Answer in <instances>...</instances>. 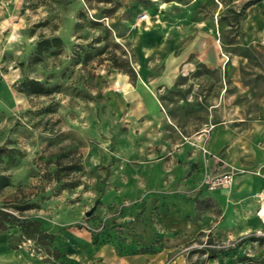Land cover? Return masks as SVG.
I'll return each mask as SVG.
<instances>
[{
  "label": "rangeland",
  "instance_id": "rangeland-1",
  "mask_svg": "<svg viewBox=\"0 0 264 264\" xmlns=\"http://www.w3.org/2000/svg\"><path fill=\"white\" fill-rule=\"evenodd\" d=\"M258 3L0 0V207L77 215L92 235L104 233L118 211L117 195L102 187L134 134L124 121L130 106L120 115L111 109L117 90L134 93L142 74L147 82L174 77L157 89H173L163 97L184 112L201 89H264V55L243 43L240 29ZM52 37L62 40L60 52L35 61L36 42ZM24 78L54 91L27 97L15 90ZM252 237L262 241L200 235L186 247L187 263L264 264V231Z\"/></svg>",
  "mask_w": 264,
  "mask_h": 264
},
{
  "label": "crops",
  "instance_id": "crops-1",
  "mask_svg": "<svg viewBox=\"0 0 264 264\" xmlns=\"http://www.w3.org/2000/svg\"><path fill=\"white\" fill-rule=\"evenodd\" d=\"M240 29L243 43L264 55V3L245 10ZM139 81L134 93L122 86L111 100L117 115L130 106L124 121L134 134L102 187L117 195L118 211L104 233L92 235L77 215L24 216L37 217L80 264H188L186 247L200 235L243 239L264 231V89H201L199 103L180 112L163 97L173 89H157L174 77ZM225 174L229 187H207ZM22 245L0 231V264H51Z\"/></svg>",
  "mask_w": 264,
  "mask_h": 264
},
{
  "label": "trees",
  "instance_id": "trees-1",
  "mask_svg": "<svg viewBox=\"0 0 264 264\" xmlns=\"http://www.w3.org/2000/svg\"><path fill=\"white\" fill-rule=\"evenodd\" d=\"M62 44V40L59 37L41 38L36 42V48L33 53L34 60L39 61L41 56L44 53L49 52L52 48L57 50L54 54H58L62 48ZM15 90L30 97L48 96L53 93L54 88L46 89L40 81L24 78L21 82L16 84ZM26 209H30V207L27 206L23 210ZM0 231L7 233L10 243L15 248L22 246L24 242L30 240L35 246L36 253L40 254L42 259L46 262L51 264H80L69 258L58 248L55 235L45 232L41 226V222L35 216L16 215L13 212L0 207ZM245 240L260 243L262 238L251 236L243 238L239 240V242ZM201 252L204 253L205 251ZM213 254H217V252H213Z\"/></svg>",
  "mask_w": 264,
  "mask_h": 264
},
{
  "label": "built area",
  "instance_id": "built-area-1",
  "mask_svg": "<svg viewBox=\"0 0 264 264\" xmlns=\"http://www.w3.org/2000/svg\"><path fill=\"white\" fill-rule=\"evenodd\" d=\"M231 183V175L230 174H225L222 176H218V177H214L211 178L207 181V187L209 189H213V190H223L226 189L227 187H229ZM85 229H87L89 232H93V229H91L89 226L87 225H83ZM102 227H99V229H97V231L103 232ZM28 243V244H33L30 240H27L26 242H24L23 244ZM32 252H34V249H31Z\"/></svg>",
  "mask_w": 264,
  "mask_h": 264
},
{
  "label": "water",
  "instance_id": "water-1",
  "mask_svg": "<svg viewBox=\"0 0 264 264\" xmlns=\"http://www.w3.org/2000/svg\"><path fill=\"white\" fill-rule=\"evenodd\" d=\"M94 209H95V207H92L89 211H87V212L85 213V216H86V217H89V216L93 213Z\"/></svg>",
  "mask_w": 264,
  "mask_h": 264
},
{
  "label": "bare ground",
  "instance_id": "bare-ground-1",
  "mask_svg": "<svg viewBox=\"0 0 264 264\" xmlns=\"http://www.w3.org/2000/svg\"><path fill=\"white\" fill-rule=\"evenodd\" d=\"M123 89H125V88L123 87Z\"/></svg>",
  "mask_w": 264,
  "mask_h": 264
}]
</instances>
